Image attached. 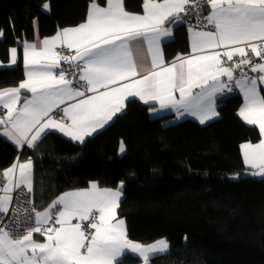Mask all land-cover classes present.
Segmentation results:
<instances>
[{
	"label": "snow or ice",
	"instance_id": "1",
	"mask_svg": "<svg viewBox=\"0 0 264 264\" xmlns=\"http://www.w3.org/2000/svg\"><path fill=\"white\" fill-rule=\"evenodd\" d=\"M105 3L101 6L92 0L85 22L59 30L43 39L40 47L25 42L26 78L17 87L0 90V105L6 110L0 116L3 135L21 148L35 147L47 129H57L82 143L120 112L130 96L145 103L157 101L162 108H184L204 123L218 115L216 94L225 88L231 91L228 83L234 81L244 97L239 116L258 126L264 136V0H143L142 14L126 11L124 0ZM42 7L48 9V4ZM185 17L196 21L189 29L191 53L178 55L164 66L161 38L172 35L165 24L183 22ZM133 41H146L151 55V67L143 75L134 59ZM58 46L74 49L75 55L61 54ZM246 49L262 62L252 63ZM234 56L239 59L233 61ZM10 61L17 62L16 48L10 49ZM61 61L80 70L77 82L84 81L93 95L73 87ZM242 66L259 75L249 78L242 73L235 78ZM193 88H200V93L193 96ZM21 90L31 97L18 108ZM70 100L75 102L62 109L70 123L50 115ZM241 148L244 162L264 175V138ZM32 168L29 158L0 173V213L9 212L14 190H18L17 198L32 192ZM120 188H100L91 182L90 188L58 196L43 211L33 208L35 226L22 233L15 234L7 225L0 227V264H122L128 252L138 256L141 264H150L155 254L168 250V243L162 239L142 245L128 238L124 220H116ZM19 227L17 218L13 228ZM34 233L46 240H34Z\"/></svg>",
	"mask_w": 264,
	"mask_h": 264
},
{
	"label": "trees",
	"instance_id": "2",
	"mask_svg": "<svg viewBox=\"0 0 264 264\" xmlns=\"http://www.w3.org/2000/svg\"><path fill=\"white\" fill-rule=\"evenodd\" d=\"M91 2L0 0V60L8 62L10 49L34 41L37 32L50 37L84 22ZM142 5L125 0L131 12ZM186 29L178 28L169 58L188 52ZM23 70L21 60L0 69V90L17 87ZM242 103L238 95L221 99L220 117L206 125L191 119L168 125V116L151 117L150 105L133 100L83 143L51 132L22 152L0 135V168L31 158L36 211L91 182L110 189L122 182L118 214L129 238L143 245L168 242V251L150 264H264V178L236 180L247 171L241 145L262 138L239 117ZM122 264L141 259L126 255Z\"/></svg>",
	"mask_w": 264,
	"mask_h": 264
},
{
	"label": "crops",
	"instance_id": "3",
	"mask_svg": "<svg viewBox=\"0 0 264 264\" xmlns=\"http://www.w3.org/2000/svg\"><path fill=\"white\" fill-rule=\"evenodd\" d=\"M98 2L101 4V6H106V3L105 4H102L99 0ZM124 4H125V0H124ZM125 10L130 12V13H137V14H142L143 13V7H142V10L140 12H131L129 10H127L126 6H125ZM205 14L207 15V11H205ZM85 22V21H84ZM83 23V22H82ZM81 24V23H80ZM78 26V25H76ZM76 26H71V27H76ZM184 24L183 22H176V23H172V24H168L166 22L165 24V27H168L170 30H171V33L172 35L170 37H162L161 38V49H162V53H163V59H164V66H167L168 64H170L171 62H173L175 60V58L178 56V55H183V56H187L191 53V35H190V31L189 29L187 28L186 31H187V37H188V52L185 53V54H177L175 56H173L172 58H169V55H168V49L170 45H172L176 40H177V31H178V28L179 27H183ZM66 28H70V27H66ZM64 29V28H63ZM57 34V33H56ZM55 34V35H56ZM53 35V36H55ZM53 36H50V37H41L39 32H37V36L35 38L34 41H31V42H28V43H34L36 44L38 47L42 46L41 45V42L43 41V39L45 38H51ZM133 44V55H134V59L137 63V66H138V72L143 75L145 74L147 71H149L150 67H151V55L150 53L148 52V46H147V42L146 41H133L132 42ZM24 45H25V42L22 43L20 46V48H17V47H14L17 49V62L16 64H11V61H10V53H9V61L8 62H3L0 60V69H3V68H7V67H16L20 60L22 62V65L24 67V79L26 78L25 76V72H26V69H25V66H24V63H23V49H24ZM64 46H58L57 47V51L62 48ZM66 48V47H65ZM72 51L75 52V50L73 49ZM238 56H234L233 58H236ZM223 59V57H222ZM262 62L261 60H258L256 63H260ZM244 67V66H242ZM57 71V69H56ZM256 73V72H254ZM256 74H259V73H256ZM222 80H225L227 81V78L226 77H221ZM121 83H124L123 81ZM115 86V85H113ZM11 88V87H9ZM5 89H8V88H5ZM3 90V89H1ZM103 89H101L102 91ZM201 89L200 88H193L192 89V95L193 96H196L198 93H200ZM227 93V88H225L222 92H219L216 94L215 96V110L216 112L218 113V115L216 116H213L211 119H208V120H205L204 123H201L200 122V119H199V116L198 115H193L191 111L189 110H185L184 108H180L179 110L175 107H161L159 102L157 101H149L148 103H145L143 100H141L139 97H128L126 100H125V106L124 108L120 111V112H117L115 115L112 116V118L106 123L104 124V126L102 128H98L95 132H93L90 136H86L84 138V141L85 142L88 138L90 137H93L94 135L98 134L99 132L105 130L115 119L117 116H119L121 113L124 112V110L126 109V106L127 104L130 102V101H133V100H138V101H141L142 103L144 104H147V105H150V115L151 117H154V118H158V117H166L168 116L167 118V124L168 125H171V124H176V123H179V122H182V121H185V120H188V119H191L193 121H196L197 123L201 124V125H206V124H209L215 120H217L219 117H220V113L218 111V106H219V101L223 98H225V95ZM261 93L264 94V86H261ZM90 95H93V93L91 92H88V94H86V96H90ZM237 95L240 96L242 98V101L244 103V97H243V93L240 91V89L237 87ZM176 96H177V99H179V93L177 92L176 93ZM31 97V94L26 92L25 90H21V98H23L20 102L19 105H17V107H21L24 100L26 98H30ZM83 97L81 98H77V99H82ZM75 101H66L65 104H62L60 105L59 108H56L53 110L52 113H50L51 116H53L55 118V112L59 109H63L64 107H66L68 104H71V103H74ZM242 103V105H243ZM241 105V107H242ZM0 108H3L2 105H0ZM4 109V108H3ZM240 110V109H239ZM6 110L4 109V114H5ZM3 114V116H4ZM240 117V116H239ZM241 120L242 117H240ZM244 121V120H243ZM245 122V121H244ZM70 123V121L68 122ZM246 123V122H245ZM247 124V123H246ZM249 125V124H248ZM253 126V125H251ZM258 128V126H255ZM259 129V128H258ZM3 131H4V126L3 125H0V135L6 139L8 142L12 143L13 145H15L21 152L25 149H29V150H33L42 140L43 138L51 133V132H55V133H59L60 135L68 138V139H71L73 140L71 137L65 135L64 133L60 132L59 130L57 129H47L45 131V133L42 134V138L37 141L36 143V146L35 147H28L27 145H25L23 148L19 147L18 145H16L11 139H9L7 136L3 135ZM262 138H264V136H262ZM261 138V139H262ZM75 141V140H73ZM77 143H81L79 141H75ZM82 142V143H83ZM248 143H251V142H248ZM252 144H256V143H252ZM27 160H18L17 162H25ZM246 164V163H245ZM246 167H247V171H252L254 172L255 174L258 172L257 169L251 167L250 165H247L246 164ZM4 171V170H3ZM32 185H33V168H32ZM99 186V185H98ZM100 187V186H99ZM90 188V187H88ZM100 188H103V187H100ZM120 188V187H119ZM86 189V188H85ZM117 189V188H116ZM79 190V189H78ZM121 192H122V195H121V198H120V203H121V200L123 199V191L122 189L120 188ZM17 190H14L13 194L16 192ZM73 191H76V190H73ZM68 192H72V191H68ZM66 193V192H65ZM31 194L33 195V190L31 192ZM62 195V194H61ZM120 203H119V206H120ZM48 208V207H47ZM118 210H119V207L117 208L116 210V220H120V219H123L124 222H125V226H126V229H127V233H128V226H127V222L124 218H121L118 214ZM39 211H43V210H39ZM77 221L76 220H73V223H76ZM115 222V221H114ZM83 223V222H82ZM128 238H129V233H128ZM33 239L34 240H37L38 242H44L46 240V237L45 236H42L41 234L39 233H34L33 234ZM130 239V238H129ZM156 243V242H155ZM168 243V242H167ZM154 244V243H152ZM143 245V244H142ZM148 245H151V244H148ZM169 246V245H168ZM169 249V247H168ZM168 251V250H167ZM163 253V252H161ZM160 254V253H158ZM126 255H132V256H135V257H138L136 256L135 254H132L130 252L126 253ZM125 255V256H126ZM157 255V254H155ZM124 256V257H125ZM122 257V259L124 258ZM139 258V257H138Z\"/></svg>",
	"mask_w": 264,
	"mask_h": 264
},
{
	"label": "built area",
	"instance_id": "4",
	"mask_svg": "<svg viewBox=\"0 0 264 264\" xmlns=\"http://www.w3.org/2000/svg\"><path fill=\"white\" fill-rule=\"evenodd\" d=\"M204 15L205 12H204ZM183 16V13L181 14ZM196 21L193 18L185 17L183 20V24L186 28L190 29L193 25H195ZM61 54H66L69 56H74L75 52L72 50H69L65 47H62L58 50ZM247 52V58H249L252 63H256L258 60H260L259 57H256L254 53L250 51V49H246ZM239 57L233 58V61H237ZM232 62H227L228 65H230ZM61 68H63L67 74V78L73 80V87L74 88H80L81 90L85 91V94H88L86 91V86L84 81L77 82V78L80 74V70L75 68L74 65L67 64L63 61H61ZM59 69H57V72ZM242 73H246L249 78L256 77L259 74H256L251 71L249 66H244L242 69H237L234 73L235 78H240ZM228 87H230L232 90L228 91L225 95L226 98L233 97L237 94V86L235 82H229ZM4 109L0 108V116H3ZM55 118L56 119H63L65 123H68L69 120H67L66 117H64V114L62 112V109H59L55 112ZM3 170L0 168V173H2ZM3 180L0 178V183H2ZM18 191V190H17ZM13 204L9 209V212L7 214L0 213V220H2V223H0V227L7 225L8 228L13 229L15 234H19L25 231L27 228H31L35 226L34 223V213L32 211L34 207V200L33 195L31 193L27 194V196H21L17 198L16 192L13 194ZM30 201V203H29ZM55 211V209H53ZM19 219L20 227L18 229L13 228L14 221L16 219ZM84 224H87V222H83ZM58 226V225H57Z\"/></svg>",
	"mask_w": 264,
	"mask_h": 264
},
{
	"label": "water",
	"instance_id": "5",
	"mask_svg": "<svg viewBox=\"0 0 264 264\" xmlns=\"http://www.w3.org/2000/svg\"><path fill=\"white\" fill-rule=\"evenodd\" d=\"M23 98H21L22 100ZM257 178H264V175L255 174L252 171H246L242 175H238L236 180H245V179H257Z\"/></svg>",
	"mask_w": 264,
	"mask_h": 264
},
{
	"label": "bare ground",
	"instance_id": "6",
	"mask_svg": "<svg viewBox=\"0 0 264 264\" xmlns=\"http://www.w3.org/2000/svg\"><path fill=\"white\" fill-rule=\"evenodd\" d=\"M237 95V94H236ZM226 98V97H225Z\"/></svg>",
	"mask_w": 264,
	"mask_h": 264
},
{
	"label": "rangeland",
	"instance_id": "7",
	"mask_svg": "<svg viewBox=\"0 0 264 264\" xmlns=\"http://www.w3.org/2000/svg\"><path fill=\"white\" fill-rule=\"evenodd\" d=\"M122 189V188H121ZM166 252V251H165Z\"/></svg>",
	"mask_w": 264,
	"mask_h": 264
}]
</instances>
